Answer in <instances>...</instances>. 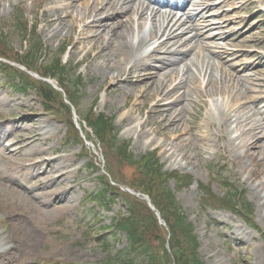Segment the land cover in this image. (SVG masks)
<instances>
[{
	"label": "rangeland",
	"instance_id": "rangeland-1",
	"mask_svg": "<svg viewBox=\"0 0 264 264\" xmlns=\"http://www.w3.org/2000/svg\"><path fill=\"white\" fill-rule=\"evenodd\" d=\"M49 1L53 9L67 6V0ZM223 1L226 6L212 11L208 17L212 22L224 25L225 37L236 35L231 44L220 41L224 52H239L246 56L243 64L253 66L255 72L249 74L257 81V87L254 89L262 91L264 97V0H214L211 4L218 5ZM90 2L93 4L94 0ZM49 7L43 0H0V33H10L13 47L21 49L23 40L20 35L14 33L13 20L16 11H24L30 20L39 24V34L50 51L56 54L69 46L64 60L76 67L77 73H81L84 78L80 102L82 117L88 107L97 98L100 99L97 110L109 117H115L120 139L131 141V150L136 158L157 150L165 171H178L194 176L196 183L190 188L177 191L173 181L170 182V188L190 222L196 227L201 242L200 254L205 264H264V241L260 233V229L264 232V142L261 144L262 150L257 152L251 145L256 139L252 138L254 134L244 132L246 122L250 123L251 127L259 126L264 129L262 118L254 114L246 115L245 112L235 116L231 110L232 125L226 126L224 116L219 113L223 106H230V97L225 98L218 93L229 88V84L226 80L222 82V73L216 70L215 85H208L209 75L201 72L204 59L202 54L200 58L193 56V77L197 80L195 84L189 85L193 103H186V110L179 117L182 124L171 131H162V119L151 117L152 111L158 106V98L149 94L142 95L133 86L125 83L117 89L116 84L107 75L97 72L86 59L88 53L90 59H94L95 53L91 50L94 42L84 44L80 51L75 49L84 23H79L76 31L70 33L71 21L64 20L66 12L47 11ZM177 14L178 19L183 15L182 12ZM220 16L222 18L218 19ZM118 27V24L111 26V36L112 32L118 31ZM150 27V24H147L141 35H148ZM186 28L187 26L182 27L179 32ZM134 29L138 32L136 24ZM191 37L193 34L188 33L186 39ZM107 42V38H102L97 44L104 47ZM160 42L161 39L156 38L151 46L143 49V55L147 56ZM114 43L118 48H122L120 39ZM192 45L195 43L190 46ZM103 63L104 59L95 60V65ZM127 77L126 73L125 78ZM195 80L192 79V82ZM178 82L172 83V86ZM243 83L249 86L245 79ZM210 91L216 95L209 94ZM28 107L30 109H27ZM259 107L262 108L264 116V104ZM33 114L40 115V119L35 123L30 122L34 118ZM129 117L134 118V123L129 122ZM236 117L240 118L239 123L234 122ZM27 119L29 123L26 124L24 122ZM181 129L188 133L181 142H176L175 131ZM142 132L147 136L138 139L143 135ZM25 133L38 137L36 147L42 145L52 159L72 158L74 166L70 171L76 173V180L80 185L75 186L72 193L52 200L48 207L50 215L45 234L34 248L18 254L16 262L42 264L58 260L63 264H108L110 259L118 258L128 247L127 238L115 234L110 227L115 219L126 214L124 204L120 202L112 206L110 211L104 212L101 206L88 200L90 195L101 190L104 171L97 170L88 157H83V146L77 140L67 137L68 131L63 123L44 113L41 100L35 92L27 96L22 95L0 77V146L6 136L10 137L7 145H11L20 135L24 138ZM198 136L203 138V141ZM45 138L48 140L44 143ZM12 151L14 155H18L17 148ZM98 151L101 153L99 148ZM25 153L27 150L22 149L18 156ZM211 163L220 165L224 168L226 178L238 181L240 186L247 190V202L255 207L259 229L250 227L244 220L227 210H203L198 182L209 181L207 166ZM0 164H3L1 157ZM128 173L131 174V171ZM31 178L29 173L16 175L17 183L24 187L36 185ZM68 184L75 185L74 181L69 180L65 183H52L50 186L65 187ZM215 191L221 194L223 189L215 186ZM66 197L74 202L73 207L60 209L58 202ZM6 210L7 204L0 200V252L7 247L3 243L7 238ZM99 232L110 234L107 238L111 243L109 248L97 242L96 234Z\"/></svg>",
	"mask_w": 264,
	"mask_h": 264
},
{
	"label": "bare ground",
	"instance_id": "bare-ground-1",
	"mask_svg": "<svg viewBox=\"0 0 264 264\" xmlns=\"http://www.w3.org/2000/svg\"><path fill=\"white\" fill-rule=\"evenodd\" d=\"M43 1L50 6L47 11L66 12L64 20L71 21L70 33L76 31L79 23H84L75 49L80 51L84 44L94 42L91 48L95 53L94 59H90L89 53L86 56L92 68L107 75L117 89L125 83L142 95L149 94L158 98V106L152 111L151 117L162 119V131H171L182 124L179 117L186 110V103H193L189 86L197 82L193 77V56L200 58L202 54L204 59L201 72L209 75L208 85H215L216 70L222 73V82L226 80L229 84V88L218 93L225 98L230 97L229 108L223 106L219 113L224 116L226 126L232 125L231 110L235 116L245 112L246 115L260 116L264 122L262 108L259 107L264 104L263 92L254 89L257 81L249 74L255 72L253 66L243 64L246 59L244 54L224 52L220 41L231 44L236 35L225 37L224 25L214 23L208 17L212 11L226 6L224 1L212 5L214 0H94L93 4L90 0H67L66 7L54 9L49 0ZM177 12L183 14L179 19ZM113 24H118L119 29L112 32L111 36L109 30ZM134 24L137 25L138 32L135 31ZM147 24L152 29L150 27L148 35H141ZM184 26L187 28L179 32ZM88 32L93 34L89 35ZM188 33H192L193 37L186 39ZM102 38L108 39L104 47L97 44ZM156 38L161 39V42L147 56L143 55V49L151 46ZM117 39L121 40L122 48L114 43ZM192 43L195 45L190 46ZM100 59H104V63L95 65V60ZM192 79L195 80L194 83ZM244 79L249 86L243 83ZM176 81L179 82L172 86ZM209 94L216 95L211 91ZM33 116L31 123L40 119L39 114ZM128 119L130 123H134V118ZM239 121L238 117L234 120L237 123ZM24 123H29V119ZM246 124L244 132L254 134L252 138L256 139L251 145L255 151L260 152L264 142V129L259 126L251 127L247 122ZM187 133L184 129L175 131V141L181 142ZM142 134L138 139L147 136L144 132ZM37 138L25 133L24 138L20 135L9 146L7 143L10 137L6 136L0 146L3 161L0 164V200L7 204V238L3 243L10 245L0 252V264H18L16 256L34 248L45 234L50 215L48 207L52 200L72 193L75 186L80 185L76 180V173L70 171L74 166L72 158L52 159L42 145L36 147ZM200 139L203 141V138ZM47 140L45 138L44 143ZM13 148H17L18 155L22 149H26L27 153L14 155ZM27 173L32 176L31 181L36 182L35 186L24 187L17 183L16 175ZM69 180L74 181L75 185L50 186L52 183H65ZM73 204L68 197L58 202L60 209L72 208Z\"/></svg>",
	"mask_w": 264,
	"mask_h": 264
},
{
	"label": "trees",
	"instance_id": "trees-1",
	"mask_svg": "<svg viewBox=\"0 0 264 264\" xmlns=\"http://www.w3.org/2000/svg\"><path fill=\"white\" fill-rule=\"evenodd\" d=\"M13 27L23 39L31 38L32 41L26 49L16 51L11 46V34L4 31L0 34V74L20 92L36 89L45 110L65 122L70 135L85 144L64 95L49 83L34 79L11 63L23 65L28 70H36L43 78L58 79L68 100L74 106L80 104L82 76L76 70L68 69L63 61L64 50L58 55H50L36 33L38 25L30 26L20 11H17L14 17ZM82 120L92 131V133L85 132L88 140L100 144L106 170L113 179L111 181L104 176L105 189L95 200L108 204L113 196V201L123 199L128 209V215L115 223L116 232H123L126 235L129 247L125 257L118 258L119 262L205 264L200 255L201 243L196 228L184 214L174 192L169 188L171 180L175 181L178 190L189 188L195 182L194 177L189 174L164 171L156 151L136 158L130 150V142L119 139L114 118L98 113L96 103L88 109ZM92 157L95 159V155L92 154ZM95 163L97 164L96 161ZM208 170L209 182L199 183L201 207L228 210L256 227L254 207L247 202L246 190L225 178L218 167L208 166ZM129 171L131 174L128 173ZM214 185L220 186L223 194L215 192ZM121 186H127L137 193L149 196L166 226L161 225L155 211L142 197L123 191Z\"/></svg>",
	"mask_w": 264,
	"mask_h": 264
},
{
	"label": "water",
	"instance_id": "water-1",
	"mask_svg": "<svg viewBox=\"0 0 264 264\" xmlns=\"http://www.w3.org/2000/svg\"><path fill=\"white\" fill-rule=\"evenodd\" d=\"M149 201V200H148ZM151 203V201H149ZM153 207V206H152ZM153 209H155V207H153Z\"/></svg>",
	"mask_w": 264,
	"mask_h": 264
}]
</instances>
